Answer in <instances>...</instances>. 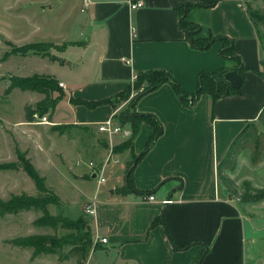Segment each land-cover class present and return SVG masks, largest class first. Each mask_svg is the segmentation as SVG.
I'll use <instances>...</instances> for the list:
<instances>
[{
	"label": "crops",
	"instance_id": "crops-1",
	"mask_svg": "<svg viewBox=\"0 0 264 264\" xmlns=\"http://www.w3.org/2000/svg\"><path fill=\"white\" fill-rule=\"evenodd\" d=\"M213 1L83 0L79 11L87 17L78 24L74 19L71 30L68 12L62 11L60 2L46 8L42 5L45 0H26V7L21 10L27 12L22 29L25 40L16 43L6 39L16 47L78 43L64 52L53 50L51 56L56 60L35 54L12 55L5 60L17 64L6 72L9 78L42 76L64 84V98L44 115L51 122L49 125L30 122L25 113L27 106L36 108L45 95L15 89L10 96L16 90L24 96L21 124L26 134L21 135L22 141L14 138L17 149L35 166L37 161L45 160L54 169L62 168L71 181H85L88 175L96 179L88 159L93 154L96 171L104 173L103 163L109 150L100 147L90 151V137L86 144H81L77 136L66 134L65 129L84 128L99 135V124L127 108L124 102L117 107L106 104L90 109L74 100L96 102L113 98L131 86L139 72L149 70L169 72L190 102L202 73L227 69L224 80L234 88L241 85L242 76L235 70L239 62L222 57L223 43L204 52L191 48L179 25L180 11L186 4L197 5L188 12L187 19L200 26L201 36L234 40L236 55L248 69L242 95L213 102L205 94L189 107L171 84H164L138 101L136 112L152 115L162 126L161 135L145 153L155 128L143 122L132 147L114 153L119 163L115 161L118 164L112 169L113 177L104 183L98 181V190L110 184L104 191L107 196L93 199L96 213L89 217V226L94 245L83 264H264V217L232 200L228 187L222 190L218 176V166L234 139L249 123L261 127L258 117L264 107V52L249 14L251 0H220L214 7L205 6ZM138 2L143 6L133 10L131 5ZM10 84H5L6 89ZM118 137L122 141L115 146L126 141L125 137ZM75 140L77 145L71 143ZM57 142H64L62 146L69 147L70 153L58 149ZM143 153L135 164L134 185L151 194L122 193L127 164ZM73 159L80 167L78 171L73 167ZM121 163L123 168L119 167ZM149 195H154V202L146 200ZM167 199L174 202L163 205ZM83 207L77 219L67 218L79 220ZM159 218L162 222L152 227ZM97 237L108 241L95 244ZM33 253V263L76 264V259L61 262L53 254L32 259Z\"/></svg>",
	"mask_w": 264,
	"mask_h": 264
},
{
	"label": "trees",
	"instance_id": "trees-1",
	"mask_svg": "<svg viewBox=\"0 0 264 264\" xmlns=\"http://www.w3.org/2000/svg\"><path fill=\"white\" fill-rule=\"evenodd\" d=\"M220 0H214L212 3L205 5L206 7H214ZM196 4L188 3L180 11L181 20L180 28L186 33V38L192 49L198 51H208L216 43H223L224 47L221 51L222 57L226 59H233L239 62V66L235 68L237 72L242 76V83L238 88L232 87L227 81L224 80L223 75L227 72L223 70L219 73H202L198 79V88L193 97L190 100L183 94L181 85L173 78V76L165 70H149L145 72H139L135 82L129 86L123 92H120L116 96L110 99H104L96 102H84L73 101L75 104L85 105L90 109H95L99 106L111 104L117 107L121 102L126 101L131 96L133 90L139 92L133 97L129 106L125 111L117 116L118 122L123 126H129L131 131L130 137L122 144L116 146L113 149L114 153H121L129 150L136 135L139 133L141 124L143 122L149 123L155 128V134L148 143L145 153L152 147L157 137L161 135L162 126L152 116L148 114H140L136 112V105L138 101L147 94L156 91L164 84H171L176 93L180 96L182 101L189 107H193L196 102L203 96L209 95L212 97L213 102L229 96H236L243 94V80L245 74L248 71L242 64L240 57L236 55L234 40L225 36H213L208 37L201 36V28L199 25L191 23L187 19L188 12L196 7ZM249 9V14L252 22L256 26L260 40L264 39V9ZM12 47L11 51L5 53L4 60L12 55L28 56L30 54L39 55L42 57H50L52 60H56L49 53H46L42 48L48 45L47 43H34L16 47L10 42L8 43ZM78 43H67L61 46H56V49L60 52H64L68 46L77 45ZM264 67V60H263ZM264 75V72H263ZM15 89L22 91H32L45 95V100L40 102L36 108L27 106L25 108L26 119L33 122L34 114L44 116L50 110H54L58 102L62 98H53L54 93L62 94V88L60 85L51 78L42 76H33L30 78L11 77V84L5 91V96L11 94ZM259 123L263 130L255 123H249L243 131L234 139L226 157L220 162L218 166V176L221 181H225L230 188L231 180L228 174L234 172L237 168L239 157L246 151L251 155L252 166H258L264 162V107L261 110L259 117ZM59 130V128H58ZM141 154L139 157L135 156L134 161L128 163L125 173V185L122 193L140 192L141 194H151L150 192H141L135 188L134 185V170L137 162L145 155ZM17 155L19 163L22 164L23 169L34 181L37 190L41 195L30 196L26 193L21 195H13L10 200L5 201L0 198V217L6 215H18L22 212L40 211L42 217L34 221L35 226L49 227L55 231L54 235L50 236H29L19 237L12 241L14 246L20 248L33 249L32 259L37 258L42 254L58 255L60 261H67L70 259H76V264H83L88 258L93 248V235L89 223L81 218L78 221H73L62 215L54 216L49 212L48 207L50 205H60V198L46 186V180L35 169L31 161H29L24 153L17 149ZM136 164V165H135ZM16 165L12 163L0 164V170H11ZM264 200V191H258L256 195L249 196V202H260ZM162 222V218L155 220L152 227ZM60 229H73L77 232L75 238H71L68 242L70 250L67 255H63L64 243L61 238L58 237V231ZM202 260V258H201ZM200 260V262H201Z\"/></svg>",
	"mask_w": 264,
	"mask_h": 264
},
{
	"label": "rangeland",
	"instance_id": "rangeland-1",
	"mask_svg": "<svg viewBox=\"0 0 264 264\" xmlns=\"http://www.w3.org/2000/svg\"><path fill=\"white\" fill-rule=\"evenodd\" d=\"M39 1L43 0H34L35 3H38ZM45 1L47 2L42 5H45L46 8H48L47 5H56L57 2H60L62 4L60 7L62 11L66 9V12H68L66 18L67 20L69 19L70 24L74 21V19L78 24L82 21V18L87 17L79 11V7L83 5V0ZM70 4L71 7H69ZM249 4L252 9H264V0H251ZM25 7L26 0H0V116L3 120L2 121L0 119V164L12 163L16 165L12 168V171L15 173H12L10 170H0V198L5 201L10 200L13 195L22 193H27L31 196L41 195L38 192L34 181L26 172H24L23 166L19 163L18 156L16 155V149L18 147H16L15 140L17 139L22 141L21 135H23V133L26 134V132H23L24 127H22L23 125L21 124V120L24 116L23 92L16 90L11 96L4 95L6 90L5 84L11 83V78H9L6 72H10L12 67L17 65L14 62H5L4 60L5 53L11 51L12 49L7 40L14 41L16 43H21L25 40L26 37L23 35L22 29L26 25L25 21L27 12L21 11L22 8ZM70 24L69 26L71 27L72 24ZM71 30H73L72 27ZM65 33L67 34L68 30L65 31ZM260 42L264 52V39H261ZM52 45L53 47L48 45L42 49L51 55L53 50L57 51L56 46H58L54 44ZM17 60L14 59V61ZM138 92V90H133L129 99L121 103H127L128 108L129 103ZM55 94V98H64V95L62 94ZM122 111L118 114V116L122 113ZM42 129H44V127ZM65 130L66 134L77 136L81 144H86L88 142L87 137H90V145L92 147V149L90 148V151L99 150L100 147L107 148L111 159L108 162L105 161L103 163L106 167H108L107 172H105V167L103 176L105 179L113 177L112 169L117 167L115 163L118 164L119 160L117 155L114 154V152L111 153L110 151L112 148L114 149L116 147L115 145L117 143L122 141L120 137L111 142L110 139L105 136L107 138L106 139L103 134L100 135V133L97 135L95 132H92L91 130L88 131L84 128L67 127ZM260 130H263L262 127H260ZM71 143L77 145L78 141L75 140V142ZM63 144L64 142H57V145H60L58 149H62L69 154L70 148L62 146ZM94 155L95 154L92 155L93 157H89L88 159L92 161L91 164L95 166L96 170V165L93 163L96 162ZM115 161H118V163ZM72 163L74 164L73 167L76 171H78L80 167L77 165V162L73 159ZM129 163H131V161ZM33 166L46 180V186L55 192L62 200L61 206L53 204L50 205L48 207L49 212L54 216L61 213L64 217H69L75 220L80 214V207L84 206L83 216L81 218H84L89 223L90 215H86L84 212L86 206L91 203L90 201L93 200L95 196L100 197L99 199H101L104 195L107 196L104 191L110 183L104 184V187L98 190L99 177L93 179L88 175L87 177L89 178L85 181H82L81 179L71 181L66 178L64 175L65 171L61 170L62 168L60 169V167H58V169H54L51 162L40 160L39 162H36V166L34 164ZM82 166L84 167V165H81V167ZM119 167L123 168L124 164L122 165L121 163ZM228 177H230L232 182L231 186L229 188L225 181L220 180L222 190L227 186L228 189L227 187L226 189L232 200L237 202L239 205H246L250 209L252 208L251 210L256 211L255 213H257L258 216L264 217V200L260 202L248 201L249 196L256 195L258 191H264V162L258 166H252L250 154L245 153L239 157L236 170L228 174ZM111 179L113 180V178ZM40 217H42V212L40 211L22 212L18 215H6L4 217H0V264H39L31 261V255L33 252L32 249H24L14 246L12 241L19 237L54 235L55 231L52 228L35 226L34 221ZM76 234L77 232L73 229H60L58 231L57 235L64 243L63 255L68 254V250L70 249L68 242L71 238H75L74 236H76ZM261 237L264 238V232ZM262 243L264 245V239ZM58 259L60 261L59 256Z\"/></svg>",
	"mask_w": 264,
	"mask_h": 264
},
{
	"label": "built area",
	"instance_id": "built-area-1",
	"mask_svg": "<svg viewBox=\"0 0 264 264\" xmlns=\"http://www.w3.org/2000/svg\"><path fill=\"white\" fill-rule=\"evenodd\" d=\"M86 1V0H85ZM143 4L141 2L135 3L131 5V8L133 10H137L141 8ZM60 87H64V84H60ZM192 104V102H190ZM33 123L38 124V125H49L51 122L48 120L46 116H40L39 114H34L33 116ZM98 132L105 135L110 139L112 142L115 137L122 136L125 137L126 140L130 137L131 131L129 128H126L125 126L120 125L119 123L116 122V114H114L111 118L106 120L105 122L101 123L98 125ZM113 152V148L111 149V153ZM111 159V156L109 155L108 159L106 162H108ZM90 167L92 169V175H94L96 178L99 177L100 183L105 182V178L103 177V172H99L95 170V166L93 164H90ZM146 200L149 202H154L155 197L154 195H149L146 197ZM174 201L172 199H167L162 202L163 205H170ZM96 201L93 200L91 203H89L84 212L86 215L94 216L96 213ZM108 239L106 238H99L97 237L95 240V244L97 243H102L105 244L107 243Z\"/></svg>",
	"mask_w": 264,
	"mask_h": 264
}]
</instances>
